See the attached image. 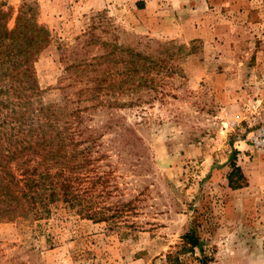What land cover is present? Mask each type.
<instances>
[{"label": "rangeland", "instance_id": "1", "mask_svg": "<svg viewBox=\"0 0 264 264\" xmlns=\"http://www.w3.org/2000/svg\"><path fill=\"white\" fill-rule=\"evenodd\" d=\"M21 10L48 34L43 104L99 82L79 193L107 219L1 221L0 264H264V0H0L9 30Z\"/></svg>", "mask_w": 264, "mask_h": 264}, {"label": "trees", "instance_id": "2", "mask_svg": "<svg viewBox=\"0 0 264 264\" xmlns=\"http://www.w3.org/2000/svg\"><path fill=\"white\" fill-rule=\"evenodd\" d=\"M7 18L0 11V222L40 217L59 203L80 207L79 213L90 220L106 221L105 214L81 206L79 193L81 172L91 164L95 146L83 118L103 96L98 92L99 82L78 92L76 102L65 96L61 104H43L33 65L47 46V31L23 10L12 30L7 28ZM126 51L131 59L126 61L130 74L148 73L146 58ZM93 67L85 65V69ZM108 98L112 106L118 105L117 97ZM84 102L92 105L82 109L79 105ZM84 144L88 146L82 147ZM87 181L91 187L85 192L91 202L95 183ZM183 239L196 246L194 236Z\"/></svg>", "mask_w": 264, "mask_h": 264}]
</instances>
